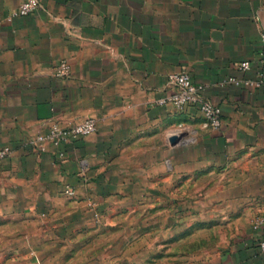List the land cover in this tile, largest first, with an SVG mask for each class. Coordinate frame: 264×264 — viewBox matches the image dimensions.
Returning a JSON list of instances; mask_svg holds the SVG:
<instances>
[{
  "label": "crops",
  "instance_id": "crops-1",
  "mask_svg": "<svg viewBox=\"0 0 264 264\" xmlns=\"http://www.w3.org/2000/svg\"><path fill=\"white\" fill-rule=\"evenodd\" d=\"M23 1L0 0V148L12 149L0 159V225L65 204L118 218L106 225H136L123 222L133 204L157 208L166 193L174 207L176 191L189 187L177 180L214 170L227 179L200 205L214 206L226 233L195 238L199 246L184 238L179 253L198 264H264L250 225L264 215V88L219 85L240 75L243 60L255 76L264 0H40L35 12L15 15ZM62 60L71 74L58 78ZM182 69L221 106L220 130L203 128L196 106L158 103ZM89 117L93 134L37 148L35 137L53 124ZM179 124L192 142L172 143Z\"/></svg>",
  "mask_w": 264,
  "mask_h": 264
},
{
  "label": "rangeland",
  "instance_id": "rangeland-1",
  "mask_svg": "<svg viewBox=\"0 0 264 264\" xmlns=\"http://www.w3.org/2000/svg\"><path fill=\"white\" fill-rule=\"evenodd\" d=\"M225 179L208 170L205 176L177 180L189 187L176 191L174 207H166L165 193L159 194L162 202L157 208L142 201L127 209L123 222L136 225H106L110 217L113 224L118 218L101 216L100 212L88 215L86 208L72 209L70 204L38 217H17L14 224L0 225V264H198L197 258L192 257L191 263L190 257L179 253L183 249L180 242L190 238L193 246H199L202 243L195 238L215 240L226 233L220 232L214 206L200 205L214 196L211 190ZM251 217L253 228L264 215L255 213ZM140 220L142 223L137 224ZM150 221L152 224H148ZM167 222L169 228L174 225V232L167 231ZM188 227L190 232L184 235L182 230ZM150 234L155 235L152 240Z\"/></svg>",
  "mask_w": 264,
  "mask_h": 264
},
{
  "label": "built area",
  "instance_id": "built-area-1",
  "mask_svg": "<svg viewBox=\"0 0 264 264\" xmlns=\"http://www.w3.org/2000/svg\"><path fill=\"white\" fill-rule=\"evenodd\" d=\"M40 8V0H24L14 12L18 16H26ZM259 68L255 76L248 77L246 74L252 69L250 60H243L237 64V70L240 75L228 76L219 82V85L226 87L234 85L252 90L264 88V35L262 36V46L258 54ZM71 74V65L67 60H62L55 68L54 75L58 78L68 77ZM169 83L174 91L161 97L158 103L162 105H173L178 110H183L188 106H196L203 115V128L220 130L224 125L223 111L219 104L208 99L205 95L206 85L192 80L190 73L186 69L169 75ZM97 130V120L94 117L86 118L76 124L68 127H61L53 124L48 133L38 134L34 142L37 148L45 152L49 144L59 145L68 140H76L93 134ZM177 130L180 132L177 136H182L179 143H189L194 140L189 134V130L183 124H179ZM11 147L4 146L0 148V159L6 158L11 154ZM73 194V192H69ZM253 229L260 233L259 247L264 251V217L258 218Z\"/></svg>",
  "mask_w": 264,
  "mask_h": 264
},
{
  "label": "water",
  "instance_id": "water-1",
  "mask_svg": "<svg viewBox=\"0 0 264 264\" xmlns=\"http://www.w3.org/2000/svg\"><path fill=\"white\" fill-rule=\"evenodd\" d=\"M181 139H182V136H177V135H175V136H173V137L171 138V141H172L173 144H177V143L180 142Z\"/></svg>",
  "mask_w": 264,
  "mask_h": 264
}]
</instances>
